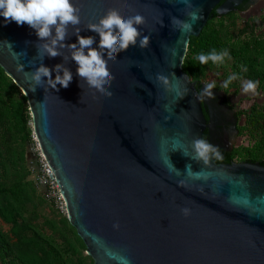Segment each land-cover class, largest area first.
<instances>
[{"label":"water","instance_id":"95a60500","mask_svg":"<svg viewBox=\"0 0 264 264\" xmlns=\"http://www.w3.org/2000/svg\"><path fill=\"white\" fill-rule=\"evenodd\" d=\"M219 1L192 0L200 18L181 35L171 17L188 18L175 0H73L80 35L93 36L95 48L99 34L87 26L107 9L145 18L138 30L150 36L149 47L130 46L108 63L115 78L111 98L79 87L78 65L62 56H45L42 63L50 69L65 64L73 74L69 86L45 91V84L33 92L21 69L39 67V39L27 24L0 17V65L28 98L33 131L93 264H264V164L214 159L204 165L184 154L209 124L183 62L190 37L200 34ZM231 7L226 0L218 12ZM68 31L64 43H77L73 27ZM158 73L169 76L172 91L156 82ZM184 87L188 92L179 98ZM182 179L185 186L178 184ZM183 207L190 216L182 215Z\"/></svg>","mask_w":264,"mask_h":264},{"label":"rangeland","instance_id":"374dc122","mask_svg":"<svg viewBox=\"0 0 264 264\" xmlns=\"http://www.w3.org/2000/svg\"><path fill=\"white\" fill-rule=\"evenodd\" d=\"M201 34L220 45L217 52L226 49L231 57L224 64L215 65L200 64L194 56L184 69L191 79L204 84L215 81L216 91L232 108L231 118L236 116L237 131L218 142L233 152V161L247 157L264 160V54L257 53V49H264V0H255L246 9L209 18L198 36ZM192 44L196 47L197 39ZM232 74L240 78L223 89V82ZM244 80L258 82L256 95L242 91ZM28 126L30 137L25 136L12 114H4L0 121V188L8 187L18 178L32 181L26 184L20 200L8 199L11 205H21L22 211L14 214L13 223L5 222L0 216V229L16 252H36L50 264H90V256L68 215L59 212L35 184L36 136L32 119ZM27 171L29 174L24 177ZM3 252L0 251V264H19L11 256L3 257Z\"/></svg>","mask_w":264,"mask_h":264},{"label":"clouds","instance_id":"9594fccd","mask_svg":"<svg viewBox=\"0 0 264 264\" xmlns=\"http://www.w3.org/2000/svg\"><path fill=\"white\" fill-rule=\"evenodd\" d=\"M175 3L183 4L184 8L181 12L188 19H180L179 17H171V27L173 31H178L181 35L191 33L196 20L200 18L199 8H196L192 0H175ZM163 13L157 20V23L163 26L161 19ZM0 17L4 18L5 23L14 21L18 26L27 24L35 30L39 42L35 44L37 55L41 63L34 71H24L25 79L30 83L31 90L35 92L37 87H43L45 84L48 88L59 91L57 85L67 88L73 79L72 72L65 67V64H57L54 69H50L42 63L45 56L55 58L62 56L64 62L69 58L74 60L78 65L76 72L84 84L79 85L83 88L86 84L89 89H94L95 93L111 98L113 93L109 90L112 81L115 79L108 68L109 61H117V55L126 51L130 46H137L146 49L150 44V36L143 35L138 26L145 25L144 16L140 14L129 15L127 17L121 14L119 8H109L106 13L99 18L97 23H89L87 29L99 34L98 48L92 47L95 43L93 36H81L80 8L76 6L73 0H0ZM69 26L73 27V35L77 37V43L65 44L64 41L69 37ZM54 33V34H53ZM182 41L178 40L177 43ZM185 44V43H184ZM11 46L10 44H8ZM67 49L69 55H65L61 50ZM176 55V49H171ZM105 53L106 57L105 58ZM230 59L229 52L225 49L220 52L212 50L205 54L200 53L196 59L200 64H208L211 62L215 65L224 64L225 60ZM34 61H30L32 64ZM55 71V79L52 78V72ZM62 73V75H61ZM175 76V74H171ZM47 78V81L43 78ZM237 74H232L223 82L222 88L228 89L232 81L239 79ZM156 82L166 91H172V83L169 76L162 73L156 75ZM258 82L252 80H244L242 83V91L245 94H257ZM216 88L215 81L206 83L202 91L197 94L198 99L213 98V89ZM188 92L184 87L183 92L177 91V96L183 98ZM94 93V94H95ZM191 153L185 152L191 159L197 163L208 165L212 160L222 159V153L218 146H214L207 139L194 138L191 141ZM189 178H199L198 175L189 173ZM207 179V177H205ZM180 186H185V180H179ZM203 191V188L200 189ZM183 216L191 215V209L183 207L180 209ZM115 229H119V223L113 225Z\"/></svg>","mask_w":264,"mask_h":264},{"label":"trees","instance_id":"16d2710c","mask_svg":"<svg viewBox=\"0 0 264 264\" xmlns=\"http://www.w3.org/2000/svg\"><path fill=\"white\" fill-rule=\"evenodd\" d=\"M218 13L214 10L211 13V18L217 16ZM204 28V27H203ZM197 39L196 47L193 46L192 40ZM220 45L211 41L208 38H205L202 34L198 37L191 36L188 44L187 52L183 62V70L188 62L194 56H197L200 53H209L212 50L218 51ZM258 54H264V49H257ZM185 71V70H184ZM187 73V72H186ZM190 77V74L187 73ZM191 79V78H190ZM197 85H202V81L199 79H191ZM264 88V86H263ZM28 98L20 87L14 82V80L7 75L3 67L0 65V121L3 118L4 114H12L17 121L18 126L21 127L25 136L30 137L31 129L28 126V122L31 120V114L29 110V105L27 102ZM256 108V106H254ZM264 113V106L262 107ZM10 112V113H8ZM240 114L239 111H237ZM239 115H237L238 117ZM222 153V159L216 160L218 163H230L233 161V152L230 150H225L220 148ZM241 161H259L261 164H264V160H257L256 158H244ZM29 172L27 171L24 174V177L27 176ZM32 181L23 180L22 178L16 179L11 185L5 188H0V216L7 223H13L15 221V213L21 212V205H15L8 201V199H13V201L20 200V195L25 193L26 184H30ZM74 227V226H73ZM75 228V227H74ZM76 230V229H75ZM77 232V231H76ZM78 234V233H77ZM80 237V236H79ZM83 247L86 248L85 243L80 237ZM0 251L3 252L4 256H11L12 259H15L19 264H50L42 255L37 254L36 252L28 251H18L12 247L9 242L7 235L0 229ZM89 255V254H88ZM90 256V255H89ZM91 263L93 264V258L90 256Z\"/></svg>","mask_w":264,"mask_h":264},{"label":"flooded vegetation","instance_id":"af4514ba","mask_svg":"<svg viewBox=\"0 0 264 264\" xmlns=\"http://www.w3.org/2000/svg\"><path fill=\"white\" fill-rule=\"evenodd\" d=\"M255 0H232L231 10L227 12L237 11L240 9H246L250 4L254 3ZM226 0H220L219 3L213 8L212 11H216L218 15L221 13L218 10ZM212 13V12H211ZM211 18V15H210ZM195 86L199 93L204 88L205 84ZM213 98L202 99L203 112L207 119L209 126L203 132V138L207 139L209 143L219 148L229 150L223 143L218 142V139L226 138L230 133H235L237 131L236 126V116L234 119L231 118L230 112L232 108L229 106L226 99L220 94L219 91L213 89Z\"/></svg>","mask_w":264,"mask_h":264},{"label":"built area","instance_id":"2783aa9c","mask_svg":"<svg viewBox=\"0 0 264 264\" xmlns=\"http://www.w3.org/2000/svg\"><path fill=\"white\" fill-rule=\"evenodd\" d=\"M34 140L36 144V176L34 178L35 184L44 192L45 197L51 202V204L59 212L67 216V203L61 191L60 185L55 178V173L51 168L45 154L43 153L37 138L34 137Z\"/></svg>","mask_w":264,"mask_h":264}]
</instances>
